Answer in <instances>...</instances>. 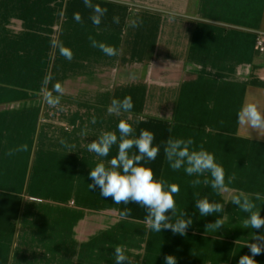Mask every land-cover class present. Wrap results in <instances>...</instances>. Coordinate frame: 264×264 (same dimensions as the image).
<instances>
[{"label":"crops","instance_id":"0c3cea01","mask_svg":"<svg viewBox=\"0 0 264 264\" xmlns=\"http://www.w3.org/2000/svg\"><path fill=\"white\" fill-rule=\"evenodd\" d=\"M92 3L107 9L99 26L84 0H0V264H115L117 245L132 264H164L167 255L177 264H238L251 255L245 246L253 235L264 233L246 227L248 214L231 203L243 192L264 217V137L252 129L248 136L237 123L246 101L264 103V52L257 51L264 0ZM132 20L140 26L131 27ZM90 36L118 54L93 47ZM46 75L65 89L63 112L43 99ZM126 96L130 113L107 111L113 98ZM121 119L136 137L142 129L155 134L160 151L147 166L166 190L178 186L173 221L183 211L192 218L186 235L151 231L144 207L113 204L89 188L91 168L114 157L117 146L99 158L87 144L103 131L119 137ZM170 137L192 139L191 150L213 154L228 191L212 189L209 174L173 170L163 151ZM24 144L28 151H15ZM205 196L224 203L223 213L200 216L195 200ZM126 207L131 213L120 219ZM217 218L224 226L206 230ZM253 258L264 264V253Z\"/></svg>","mask_w":264,"mask_h":264},{"label":"clouds","instance_id":"9594fccd","mask_svg":"<svg viewBox=\"0 0 264 264\" xmlns=\"http://www.w3.org/2000/svg\"><path fill=\"white\" fill-rule=\"evenodd\" d=\"M85 7L92 9L93 15L90 17L94 25L99 26L102 17L106 14L107 9L102 8L99 4H93L92 0H84ZM74 19L81 22L82 17L79 13H74ZM114 23H119V18L113 17ZM139 20H132L130 26L133 28L140 26ZM89 40L93 47H98L108 56L117 55V50L105 43L97 42L91 36ZM60 54L66 59L71 60L73 54L70 50L61 47ZM52 84L49 90L47 86ZM43 99L45 103L56 108L58 111H65L61 104V98L65 89L60 82L53 83L50 75H46L43 81ZM134 107L131 96H126L122 100L113 98L107 111L110 114L119 115L121 113H130ZM237 123L242 130L249 136V129L255 131L260 137H264V103L259 98L253 97L246 101L237 113ZM95 124V117L92 119ZM119 137L116 132L103 131L99 136L87 144V150L94 153L99 158L108 157L112 147L117 146V154L106 162H98L94 168H91L89 176L92 180L89 185L90 189L99 188L100 195L105 199L112 198L113 204L135 203L141 205L147 210L145 224L151 231L162 232L170 230L174 234L186 235L187 229L192 225L193 220L187 217L183 211L179 217L173 221L175 215L176 201L174 195L179 192L178 186L169 185L168 190L165 188V181L157 180L154 177L153 170L148 167V162L154 161L160 151L159 145H154L155 134L151 131L142 129L138 137L134 135L135 129L131 123L121 119L117 125ZM87 130L81 132V135L87 137ZM60 143L65 147L75 148L74 144H67L64 139ZM192 139L172 138L167 139L163 148L165 158L173 170L184 168L187 175L211 176V188L217 193L227 192L225 184V172L221 165L215 161L213 154L203 149L191 150L193 145ZM137 151H131L133 148ZM28 145H21L15 151H28ZM72 152V151H69ZM68 152V153H69ZM13 155V151L7 153ZM231 178H229V183ZM199 180L193 181V184H199ZM205 184L209 183L205 179ZM257 194L256 199H259ZM231 203L236 205L248 216L244 221L246 227L260 230L264 227V217L260 215V210L250 200L249 196L243 192L231 196ZM195 207L199 209L200 216H209L223 213L224 203L210 202L208 197L195 200ZM171 212V215L166 213ZM131 213L130 208H124L120 211V219H127ZM224 226L222 218H217L214 223L206 225V230H219ZM254 243H248L247 247L251 255L240 256L238 264H257L253 258L264 253V233L253 235ZM237 242V241H236ZM115 264H132L130 258L126 255L124 246L117 245L114 248ZM164 264H177V258L174 255L164 257Z\"/></svg>","mask_w":264,"mask_h":264},{"label":"built area","instance_id":"2783aa9c","mask_svg":"<svg viewBox=\"0 0 264 264\" xmlns=\"http://www.w3.org/2000/svg\"><path fill=\"white\" fill-rule=\"evenodd\" d=\"M257 51L259 53H263L264 52V36H260L257 39Z\"/></svg>","mask_w":264,"mask_h":264}]
</instances>
